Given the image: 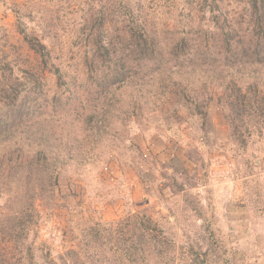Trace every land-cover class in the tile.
Listing matches in <instances>:
<instances>
[{
	"label": "rangeland",
	"instance_id": "374dc122",
	"mask_svg": "<svg viewBox=\"0 0 264 264\" xmlns=\"http://www.w3.org/2000/svg\"><path fill=\"white\" fill-rule=\"evenodd\" d=\"M150 1L130 0L136 10L152 15L159 27L162 23L176 29L186 26V13L191 11L186 0ZM228 1L232 14L242 12L244 3ZM84 8V0H0V58L13 62L11 44H15L14 72L18 74L23 69V55L34 60L22 32L36 34L51 50L60 74L74 79L73 84H67L75 90L85 81L81 67L72 70L85 48L77 50L73 42L74 24ZM58 15H64L66 28L60 25ZM202 26L213 28L208 18ZM57 55L61 57L55 58ZM166 66L171 67V73L179 69L173 62ZM208 66L202 65L206 71L189 67L187 77L171 74V80L165 81L156 72L144 83L134 79L135 87L117 88L119 101H107L90 129L84 115H76L77 100L55 114L52 122L57 138L48 155L58 160L74 191L66 201L57 195L50 207L35 200L34 219L24 237L17 243L2 244L10 264H135L123 257L114 242L118 222L142 208L174 243L172 264H264V128L242 151L229 138L216 106L231 77L242 87L255 83L257 98L263 96L264 64L248 63L241 71ZM179 89H184L187 97L196 95L197 100L212 97L207 104L212 122L208 137L195 125L180 127L174 120L172 91ZM75 94L83 102L87 97L79 88ZM134 100L149 120L146 134L132 119L127 131L122 128L123 109ZM24 136H13L6 151L12 150L15 142L26 146ZM132 141L140 152L134 153ZM188 153L200 159L191 160ZM173 174L184 186L180 192L163 185ZM4 201L1 195L0 217L5 212ZM107 230L113 231L109 242ZM95 232L99 241L93 238Z\"/></svg>",
	"mask_w": 264,
	"mask_h": 264
},
{
	"label": "trees",
	"instance_id": "16d2710c",
	"mask_svg": "<svg viewBox=\"0 0 264 264\" xmlns=\"http://www.w3.org/2000/svg\"><path fill=\"white\" fill-rule=\"evenodd\" d=\"M186 1L191 9L185 17L187 27L176 29L164 23L157 26L152 15L136 10L130 0H84L81 19L74 24L73 42L78 45L77 50L83 45L85 48L79 61L72 64V70L77 72L81 67L85 81H80L75 90L68 86L74 79L67 74L70 81L60 74L62 70L55 65L51 50L36 34L22 32L34 60L23 55L21 72H14L18 54L15 44H11L13 62L5 56V60L0 58V196L5 198V212L0 217V245L17 243L24 237L34 219L35 200L50 207L56 203L57 195L66 201L73 194L74 187L59 168L58 160L48 155L57 138L52 122L55 114L59 115L77 100L76 115H84L90 129L93 121L99 120L107 101H119L117 88L135 87L136 78L144 83L156 72L164 81L171 80V74L187 77L189 67L206 71L204 64L237 71L248 63L264 64V0H236L244 3L242 12L236 16L227 8L228 0ZM205 18L213 28L202 26ZM58 20L63 28L67 27L63 24L64 15H58ZM166 62H173L181 70L177 68L171 73ZM174 84L178 85L179 81ZM257 87L255 83L242 87L237 78L231 77L216 105L218 118L226 125L229 138L242 151L264 128V95L257 98ZM78 88L87 96L84 102L75 94ZM172 92L174 120L180 127L184 123H189L191 128L195 125L208 137L212 122L207 104L212 97L197 100L196 95L187 97L184 89ZM136 105L134 100L123 109L122 128L127 131L125 127L132 119L144 133L150 128L149 120L142 116L141 106ZM19 133L25 135L26 146L15 142L12 150L6 151L10 139ZM131 146L134 153L139 151L134 141ZM188 157L200 159L194 153H188ZM248 165L253 168L252 163ZM163 185H170L174 192L184 187L174 174ZM193 208L198 213L196 205ZM117 227L114 243L129 263H173L175 245L147 209L125 215ZM111 233L107 230L108 242L112 241ZM93 238L99 241V233L95 232ZM4 249L0 246V264H10Z\"/></svg>",
	"mask_w": 264,
	"mask_h": 264
}]
</instances>
